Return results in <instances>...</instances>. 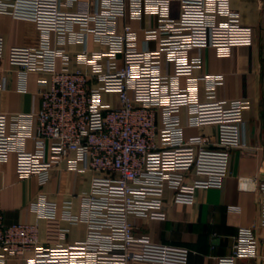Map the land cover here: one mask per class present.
<instances>
[{
    "label": "built area",
    "instance_id": "obj_1",
    "mask_svg": "<svg viewBox=\"0 0 264 264\" xmlns=\"http://www.w3.org/2000/svg\"><path fill=\"white\" fill-rule=\"evenodd\" d=\"M179 2L178 19L172 5ZM232 0H0V13L34 22L37 47H11L10 63L19 67L23 88L40 75L41 109L0 113V162L16 155L19 177L36 176L41 186L61 164L92 175L91 187L72 201L40 193L30 208L36 223H6L0 202V264H188L191 250L153 241L135 232L132 218L166 220L165 194L176 204L193 205L199 189L221 188L229 176L234 149L243 141L244 110L249 102L214 99L221 76H193L201 67L195 48H213L219 57L254 42V28L242 23ZM157 17L153 29L138 33L122 19ZM152 41L156 49L150 48ZM105 49L93 50L90 43ZM83 45L81 51L71 47ZM5 42L0 37V58ZM172 63L174 75L164 73ZM76 65L75 70L72 66ZM187 77L186 87L179 79ZM199 79L207 81L209 102H201ZM5 89L0 83V92ZM104 93L118 104L104 103ZM187 118L184 122L183 114ZM215 126L216 137L187 136V129ZM35 148L30 150L27 143ZM254 182V181H252ZM251 180L242 182L249 189ZM259 220L240 228L230 252L218 264L260 260L257 227H264V181ZM47 222L42 237L39 221ZM71 224L85 223V239L70 243ZM139 246L137 251L133 247Z\"/></svg>",
    "mask_w": 264,
    "mask_h": 264
},
{
    "label": "crops",
    "instance_id": "obj_2",
    "mask_svg": "<svg viewBox=\"0 0 264 264\" xmlns=\"http://www.w3.org/2000/svg\"><path fill=\"white\" fill-rule=\"evenodd\" d=\"M232 8L241 16L242 23L254 28V42L248 46H235L230 55L219 57L213 48H195L191 57L203 60L201 67L194 69L193 76H221L222 82L215 86V100H246L248 107L244 110L243 141L247 149H234L230 156L229 176L221 188L199 189L193 205L176 204L173 193L165 194L166 220H148L132 218L135 232L139 236H148L153 241L183 246L191 250L188 264H218L217 258L230 252L233 237L243 227L253 226L260 217V192L258 184L264 181V0H232ZM180 4L172 5V15L178 19ZM129 24L138 33V46L143 48V32L153 29L157 17L145 16L142 20L120 21V29ZM0 37L5 42V52L0 58V83L5 89L0 92V113H32L41 109L40 92L49 88V84L39 82L40 75L32 73L27 86L23 88L19 67L10 63L11 47H37L41 32L36 24L26 19H16L0 13ZM93 50L105 49L90 43ZM151 49L158 47L157 42L150 43ZM83 45L71 47L72 51H81ZM76 65L72 66L75 70ZM164 73L174 75L172 63L164 64ZM187 77L179 79L181 87L187 86ZM198 94L201 102H209L207 81L199 79ZM104 103L118 104L116 94L104 93ZM186 114L183 120L186 121ZM187 136L205 134L216 137L217 128L206 126L189 128ZM27 148H35L32 141ZM92 175L80 174L68 170L61 164L52 172L47 184L41 186L36 176L23 179L16 171V155L11 153L8 161L0 162V202L5 213L6 223H36L37 214L31 210L30 203L36 201L40 193L51 200L60 202L71 200L74 214L81 213L82 200L79 197L91 187ZM244 180L254 181L249 189H242ZM41 235L44 237L47 222L39 221ZM62 227L68 229V241L74 243L85 239V223L71 224L63 221ZM264 255V227L256 229ZM140 247H133L137 251ZM239 264H260V260H242Z\"/></svg>",
    "mask_w": 264,
    "mask_h": 264
}]
</instances>
